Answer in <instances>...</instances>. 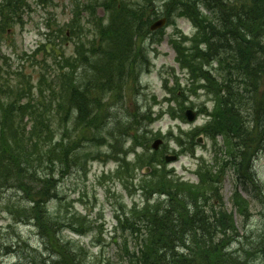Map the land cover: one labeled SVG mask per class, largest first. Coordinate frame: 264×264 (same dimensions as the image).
I'll return each instance as SVG.
<instances>
[{
	"label": "rangeland",
	"instance_id": "rangeland-1",
	"mask_svg": "<svg viewBox=\"0 0 264 264\" xmlns=\"http://www.w3.org/2000/svg\"><path fill=\"white\" fill-rule=\"evenodd\" d=\"M85 1L87 0H22V10L13 15L6 25H0V86L9 83L16 89L14 82L26 81L32 86V91H35L40 77L44 75L46 82L40 87L43 94L37 92L35 95L39 96V100L44 104H49L53 98L48 88L53 73L59 70L54 55L57 54L58 60L62 58L58 55L61 53L73 61L72 59L83 54L85 60L94 61L97 55L92 52L99 50L100 44L96 42L92 46L93 39L99 38L101 25L108 22L113 44L114 38L117 41L127 39V34L114 35L113 29L110 31L115 22L111 20L110 12L103 5H96L95 14H90V7L93 4L89 6ZM124 1L129 4L128 6H132L147 4L149 0ZM75 2H79L78 18L74 21L78 24H73V28L77 29L74 33L69 30L65 39L64 32L67 31L66 28L70 29L66 23L74 17ZM154 3L160 14L169 11V22L146 43V60L143 57L138 58L137 72L134 76L136 79L131 77L123 80L121 84L123 99L115 97L110 103L121 102L119 106L122 108L118 110L123 117L132 112L134 105H138L140 112H145L141 121L142 129L146 130L142 134L144 144L150 147L156 139H162V144H157L156 152L158 153L156 158L162 162L160 170L141 174V168L150 165L148 160L154 156L141 148L144 147L141 142L139 146H133L129 136L120 135L124 132L123 123H117L114 127L116 120L112 121V124H108L106 129L100 131L98 145L79 148V150L91 148L95 158L88 157L83 168L76 164L69 166L66 172L61 171L59 166L56 168L55 178L58 181L55 185L58 196L56 199H48L46 209H36V214L44 215L42 220L44 228L54 224L55 231L49 229L47 239L41 237L36 220L26 216L25 210L30 208V200L35 193L30 197L13 182L0 187V264H58L56 261L69 263V253H75L77 261L82 264L107 262L128 264L127 259L121 258L124 255L121 246L126 242L129 252H132L137 247L134 237L141 232L139 215H133L131 209L134 205L140 208L146 205L143 188H146V185L149 188L151 184L159 187L157 174H165V180L177 192L193 195L189 199L196 201L201 208L204 205L211 206L212 203L218 207L219 203H222L224 210L233 211L237 233L236 236L227 238L230 239L227 244L230 245L229 251L234 254L233 257L240 253L243 259L241 260L247 264H264L262 252L251 255L252 242L257 237H264V132L254 155L253 175L246 176L245 180L238 178L232 160L228 159L224 132L219 129H211L212 131L208 132L205 129L209 127L207 122L213 118L208 110L217 112L214 96L204 88L196 92L187 90L191 74L179 66L177 54L169 42L170 36L178 37L179 31L192 34L196 30L184 15L179 16L176 5L169 6L168 0H154ZM122 26L124 25L114 29H120ZM110 37L106 36L105 40ZM222 45L227 46L225 42ZM72 63L78 64L74 61ZM74 67L67 71L69 75L74 74ZM215 67L216 64H213V68ZM125 68L126 66L123 70ZM214 72L217 73L215 70ZM81 73L83 69L79 67L77 75ZM175 75L178 76V81ZM54 81L57 82L58 79L55 78ZM57 84L53 82V87ZM96 94L97 92L93 91L92 96ZM106 94H103L104 100L107 99ZM3 96L0 94V97ZM262 96L261 89L259 97ZM179 101H182L185 109L194 110V121L182 122L172 120L168 116V110L174 111L176 116L183 113L180 111ZM235 111L229 120V130L232 131L226 130L229 132L228 141L232 143L239 141L234 131L236 122L244 127L254 125L253 110L248 104L235 108ZM62 114L61 112L53 119L55 128L53 134L57 137L61 136L64 128L57 123ZM71 120L72 117L68 116L66 121L68 137L70 135L78 137L81 133H86L83 130L78 131V128L73 131ZM111 127L114 129L110 130ZM114 131L118 133L113 134ZM200 133L204 137L200 143L194 145V139ZM190 150H194V154L189 153ZM97 152H100V155L97 156ZM172 154L177 155V159L166 162L164 157ZM199 156L210 163L214 162V158L218 162V167L213 173L218 174L219 179L210 184L212 195L209 200L193 198L196 195L192 186L176 185L181 183V180L196 183L197 175L193 174L191 169L197 168L198 159L195 157ZM119 166H122V171L116 175ZM48 171L37 167V172L42 177L48 174ZM32 175L38 177L34 172ZM253 180L256 182L255 185L252 183ZM236 182H239L238 186ZM39 185L38 180L28 184L29 187H36L35 192L39 190ZM235 188L240 198L235 196ZM151 190L147 191V195L155 194L148 203L152 210L158 204H168L170 199L166 196L159 197L160 193ZM236 200L247 201V208L243 214L237 211L236 207H240V204H237ZM171 202L173 204L174 201ZM122 222L124 225L133 222L132 232L121 226ZM56 253L62 254L63 258L59 260Z\"/></svg>",
	"mask_w": 264,
	"mask_h": 264
},
{
	"label": "trees",
	"instance_id": "trees-1",
	"mask_svg": "<svg viewBox=\"0 0 264 264\" xmlns=\"http://www.w3.org/2000/svg\"><path fill=\"white\" fill-rule=\"evenodd\" d=\"M171 1L173 0H168V5H176L179 16L184 15L196 27L192 36L179 31L180 36L170 38L180 67L191 74L187 90L208 89L207 92L212 94L216 101L217 112L210 110L213 118L207 122L209 127L205 129L208 132H211V129L223 131L226 141L229 142V132L232 131L229 130V120L234 116L235 108L248 104L253 110L255 131L250 126L244 127L236 122L234 131L239 141L233 143L232 153L233 162L241 171V176L243 174L249 177L251 158L264 132V0ZM103 3L105 9L110 12L111 20L115 22L110 31L113 29L114 35L123 33L128 36L126 40L120 41L114 38L113 44L107 26L109 22L101 25L99 38L93 39L92 45L96 42L100 44L99 50L92 52L97 58L89 61L81 54L75 60L72 59L84 66L83 82L68 74L70 67L77 65L72 63L69 57L59 53L62 58L57 60L56 54L54 60L61 71L55 76L57 82L54 81V76L51 79L48 89L53 100L51 99L49 104H44L39 100V96L35 95L37 92L43 94L40 87L46 82L44 75L40 77L37 85L39 88L35 91H32V86L26 81L14 82L16 89L9 83L0 86V94L4 95L0 97V187L13 182L30 197L35 193L30 200V208L25 212L29 219L36 220L42 238H48L49 229L55 231L54 224L44 228V215L36 214V209H46L48 199H56L58 196L55 185L58 181L55 178L56 168L59 166L63 172L72 164L83 168L88 157L95 158L91 148H79L98 145L100 131L106 129L108 124H112L114 120V127L117 123H123L124 132L120 135L129 136L133 146L137 147L141 142L144 151L150 150L149 146L144 144L142 136L146 131L141 126L145 112H140L138 105H134L132 112L123 117L118 110L122 108L119 106L121 102H110L115 100V97L122 98L121 84L123 80L136 76L138 58L143 57L146 60V43L158 32L149 30V24L159 12L155 8L154 0L132 6H128L124 0H105ZM98 4L97 1L95 5H89L90 14H95ZM22 7V0H0V25H6ZM165 15L169 21V11H165ZM119 25L124 26L114 29ZM69 26L74 33L77 28L74 29L73 24ZM66 36L64 32L65 39ZM106 36L110 38L105 40ZM224 42L226 47L222 45ZM213 64H216L215 68ZM53 82L58 84L53 87ZM261 89L263 96L259 97ZM93 91L97 92L95 96H92ZM104 93H107L106 100L103 99ZM178 103L180 111H183L184 104L182 101ZM61 112L63 114L57 123L64 128L61 136L57 137L53 134V119ZM174 113L168 110L172 118L179 116ZM68 116L72 117L73 131L78 128V131L91 133L68 137ZM115 133L118 131L113 132ZM149 152V155L154 156L148 160L150 165L154 171H159L158 165H154V162L159 160L156 158L157 151ZM98 155L100 152H97ZM124 161L126 162L125 158ZM201 166L203 168L198 171L199 182L193 187L196 195L193 198L209 200L212 195L210 184L214 180L217 181L219 176L212 173V165L204 166L203 163ZM37 167L48 169V174L42 177L38 174ZM121 168L122 166L117 168L116 175L122 171ZM32 172L38 177H34ZM37 180L40 185L39 190L35 192L36 187H29L28 184ZM157 180L159 187L151 184L148 188L146 185V193L152 189L151 192L164 193L170 200L168 204H158L152 210L148 205V195L143 208L132 210L133 215H139L141 232L134 237L137 247L132 252H129L126 242L122 244V259H127L128 264H247L242 261L240 253L233 257L234 254L229 251L230 245H227L230 240L227 238L234 237L237 233L231 212L226 213L219 209L213 214L214 208H211L210 215V212L205 213L196 201H193L194 206L190 208V203L185 202L190 201L188 197L182 196L184 193L171 187L165 180V174H157ZM235 196L240 198L237 192ZM171 201H174L173 204ZM236 202L240 204L238 211L245 212L246 201ZM121 226H125L129 232L133 230V222L126 225L122 222ZM252 244L251 255L261 252L264 255V237H257ZM57 255L59 260L63 258L62 254ZM69 259V263L56 262L82 264L77 261L75 253H69Z\"/></svg>",
	"mask_w": 264,
	"mask_h": 264
},
{
	"label": "water",
	"instance_id": "water-1",
	"mask_svg": "<svg viewBox=\"0 0 264 264\" xmlns=\"http://www.w3.org/2000/svg\"><path fill=\"white\" fill-rule=\"evenodd\" d=\"M165 22V19L162 18V19H159L157 21H155L152 25H151V29H156L158 27H160L161 25H163ZM186 115L188 117L189 120H193L195 118V112L191 111V110H187L186 111ZM160 143V140H155L153 143H152V146L154 148H157V144ZM175 156H167L166 159L167 160H170V159H174ZM148 169H146L147 171Z\"/></svg>",
	"mask_w": 264,
	"mask_h": 264
}]
</instances>
